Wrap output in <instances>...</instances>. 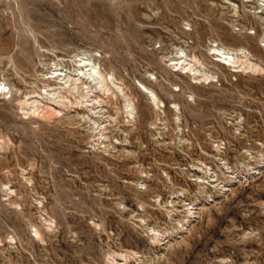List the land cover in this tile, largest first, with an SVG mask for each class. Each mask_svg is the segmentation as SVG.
Returning <instances> with one entry per match:
<instances>
[{"label": "rangeland", "instance_id": "1", "mask_svg": "<svg viewBox=\"0 0 264 264\" xmlns=\"http://www.w3.org/2000/svg\"><path fill=\"white\" fill-rule=\"evenodd\" d=\"M0 264H264V0H0Z\"/></svg>", "mask_w": 264, "mask_h": 264}]
</instances>
